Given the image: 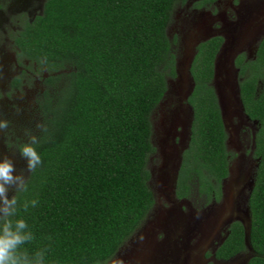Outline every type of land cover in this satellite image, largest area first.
Here are the masks:
<instances>
[{
  "label": "trees",
  "instance_id": "obj_1",
  "mask_svg": "<svg viewBox=\"0 0 264 264\" xmlns=\"http://www.w3.org/2000/svg\"><path fill=\"white\" fill-rule=\"evenodd\" d=\"M178 1L185 0H45L15 35L20 55L48 74L37 101L42 163L29 171L27 191L15 194L14 219L24 218L34 235L23 246L30 257L45 249V264H102L152 208L150 116L166 92L165 76L175 75L167 28ZM219 42H201L191 65L193 121L180 178L195 171L203 184L206 172L217 182L227 175V133L212 85ZM238 64L259 158L247 264H264V37L254 58ZM25 200L38 203L25 212ZM244 235L237 225L219 256L244 250Z\"/></svg>",
  "mask_w": 264,
  "mask_h": 264
},
{
  "label": "flooded vegetation",
  "instance_id": "obj_2",
  "mask_svg": "<svg viewBox=\"0 0 264 264\" xmlns=\"http://www.w3.org/2000/svg\"><path fill=\"white\" fill-rule=\"evenodd\" d=\"M23 1L6 3L3 0L7 6L6 12L0 9V23L9 25L14 21V25H24L25 21H31L42 12L45 2ZM185 2L184 13L188 11V6H192L188 15L194 11L199 12L193 21V25L198 26L195 28L193 42L183 52L184 63L178 62L176 56L174 76L179 81L176 88H172V115L162 124L156 143L151 142L154 151L148 156L151 163L148 184L154 203L137 229L102 264H247L252 255L251 248L245 243V235L250 227L249 198L259 160L254 154L256 131L252 136L242 134L245 135L244 139H248V143L249 140L252 142L251 151L247 153L248 159L241 154L233 162L228 154L227 175L219 182L207 172L204 176L208 182L204 184L195 171L183 180L180 176L185 150L191 139L193 108L189 97L195 86L191 65L196 48L210 38H220L213 60L212 85L218 101H221L220 98L228 100V95L236 94L237 90L240 94L242 77L238 59L244 62L253 59L259 42L264 37V0ZM29 7L33 12L31 17L29 10L24 11ZM196 20L197 23L194 24ZM219 76L221 81L217 82ZM15 86L17 88L18 85ZM170 89L166 90L163 98ZM240 104L242 106L241 99ZM242 109L243 106L235 109L240 124L243 123V117L244 121L256 123ZM229 140L227 137L226 145ZM1 155L4 152L0 151V161L4 158ZM15 194L16 187L13 185L7 193L8 198L11 199ZM235 225H240L243 229L245 249L228 257L219 256L220 248L227 242L233 229H236Z\"/></svg>",
  "mask_w": 264,
  "mask_h": 264
},
{
  "label": "rangeland",
  "instance_id": "obj_3",
  "mask_svg": "<svg viewBox=\"0 0 264 264\" xmlns=\"http://www.w3.org/2000/svg\"><path fill=\"white\" fill-rule=\"evenodd\" d=\"M11 1L13 0H5L6 3ZM23 2V0H20V3ZM180 2L181 1H178L175 4L172 11L167 34L170 39H174L171 41L173 53L177 56L178 62L183 64V52L186 50L188 44L193 42L196 34L195 28L198 25H193V21L199 12L194 11L192 14L188 15L192 7L188 6V11L184 13L183 8H185L186 2ZM0 6V9L6 12L7 5L3 3V0H0ZM28 10L30 12L29 17H31L33 12L30 7L26 8L24 11L28 12ZM195 23H197V20L194 24ZM22 28L23 25H14V21L9 25L4 24V22L0 23V119L9 122L8 129L0 130L3 136L2 138L0 135V151L4 152V155H1L2 158L6 156L13 161L16 168L14 174L17 173L23 180H26L29 174L27 161L20 156L18 144H20L21 141L29 140L32 135L36 136L40 132L41 127H37V125H41L37 101L39 94L45 89L44 78H46L48 74L43 67L29 61L26 57H22L18 46L15 42L13 43V37L18 34ZM165 78L167 84L166 90L171 89L151 113L150 140L153 143H156L161 134L162 124L168 121L167 117L172 115L171 113L174 109L172 88H176L179 78L169 75H166ZM219 81H221L220 76L217 78V82ZM12 84H14V86ZM15 84L18 85L17 88ZM230 98H236V94L231 93ZM235 106L238 108V103H236ZM235 109V107L230 108V117L229 120L225 119L224 128L227 137L230 138L229 144L226 145V149L230 155V159H233V162L236 161L241 154H244L245 158L248 159L247 153L251 151L252 142L250 143L249 140L248 143V139H244V137L245 135L252 136L254 130L256 131V123L244 121V117L242 118L243 123L240 124V118L238 117L239 115L236 114ZM1 139L4 140L1 142ZM2 143L5 145H2ZM5 146L7 148H5ZM9 155H11L12 158L9 157ZM150 168L151 163L147 160V169L149 171ZM250 251L252 254V249Z\"/></svg>",
  "mask_w": 264,
  "mask_h": 264
},
{
  "label": "clouds",
  "instance_id": "obj_4",
  "mask_svg": "<svg viewBox=\"0 0 264 264\" xmlns=\"http://www.w3.org/2000/svg\"><path fill=\"white\" fill-rule=\"evenodd\" d=\"M9 122L0 119V130H6ZM37 127H43L37 125ZM46 130V129H45ZM2 134V132H0ZM39 141L35 135L30 137L28 143L21 145L20 156L27 161V169L30 172L35 171L37 165L42 163L41 156L36 150ZM16 172L13 161L4 157L0 161V264H45V249L37 250L31 257L23 246L34 239V235L24 218H15L17 216L18 198L13 195L8 198L10 187L15 185L16 192H26L27 184ZM9 186V187H6ZM37 200L23 202V210L28 211L29 205H37Z\"/></svg>",
  "mask_w": 264,
  "mask_h": 264
},
{
  "label": "water",
  "instance_id": "obj_5",
  "mask_svg": "<svg viewBox=\"0 0 264 264\" xmlns=\"http://www.w3.org/2000/svg\"><path fill=\"white\" fill-rule=\"evenodd\" d=\"M239 95H240L239 94V91L237 90V92H236V98L231 99L230 98L231 94H229L228 95V100H224V98H220L221 101L219 100V106H220V110H221V117H222L224 126H225V119L229 120V117H230V108L231 107L237 108V106H235L236 103H238V108H239V106L242 107L241 104H240V96ZM248 229H247L246 235H245V243L250 247L249 241H248V231H249Z\"/></svg>",
  "mask_w": 264,
  "mask_h": 264
}]
</instances>
